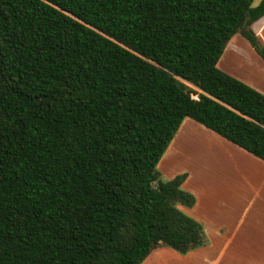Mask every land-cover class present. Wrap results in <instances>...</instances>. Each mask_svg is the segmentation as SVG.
I'll use <instances>...</instances> for the list:
<instances>
[{
    "label": "trees",
    "instance_id": "16d2710c",
    "mask_svg": "<svg viewBox=\"0 0 264 264\" xmlns=\"http://www.w3.org/2000/svg\"><path fill=\"white\" fill-rule=\"evenodd\" d=\"M252 2L0 0V264L207 244L157 164L185 117L264 161V94L217 67L236 33L264 60Z\"/></svg>",
    "mask_w": 264,
    "mask_h": 264
},
{
    "label": "crops",
    "instance_id": "0c3cea01",
    "mask_svg": "<svg viewBox=\"0 0 264 264\" xmlns=\"http://www.w3.org/2000/svg\"><path fill=\"white\" fill-rule=\"evenodd\" d=\"M251 28L264 46V15L254 21ZM217 67L264 94V60L241 34H234L226 43L217 61ZM188 121V117L182 120L166 149L170 152L171 147L177 145V152L170 154L167 152L163 162L164 170L169 171L176 163L181 165L184 151L196 155L203 151L201 160L197 158L195 160L202 161L211 169H222L224 174L233 177L235 183L246 186L252 195L235 224L218 225L216 222L212 226L203 220L202 211H198L206 205L213 206L212 198L205 196L199 201L195 198V208L189 213L191 217L203 223L201 224L207 244L185 254L168 246H158L150 251L142 264H264V161L197 124L196 121H189L190 126L195 125L203 132L185 128ZM202 145H206L207 148L204 149ZM206 151L205 158L208 160L203 161L202 157ZM186 173L182 188L190 184L189 173Z\"/></svg>",
    "mask_w": 264,
    "mask_h": 264
},
{
    "label": "rangeland",
    "instance_id": "374dc122",
    "mask_svg": "<svg viewBox=\"0 0 264 264\" xmlns=\"http://www.w3.org/2000/svg\"><path fill=\"white\" fill-rule=\"evenodd\" d=\"M261 0H253L252 5H257ZM189 87L199 91L196 87L191 85L190 83L185 82ZM192 96H196L192 94ZM190 122H195L193 119L189 118ZM185 126L189 130H198L203 132L202 130L198 129L195 125H191L189 123ZM199 124V123H197ZM199 128L202 129L199 125ZM203 126V125H201ZM209 142V141H207ZM204 149L207 148L206 145H202ZM169 151L164 152V156L161 157L159 163L157 164V169L160 173V177L162 180H167L173 177L176 174L188 172L190 177V184L188 186H184V188L190 191L196 198L197 201L201 197H211L212 203L214 205H206L203 209H199L198 211H202L201 215L203 220L209 223L210 226L216 223L219 224H227L230 223L235 224L238 217L241 216L242 211L250 197L252 195L246 186L242 183H235L233 177L227 176L224 174V171L219 168V170H214L209 168V166H205L202 161H197L195 158L201 160L200 156L202 155L203 151H199L200 155L193 154L192 152L184 151L182 155V163L179 165L177 159L174 160L176 163L174 166H171L169 171L164 170L163 162L166 158V154ZM177 152V145H173L170 149V153ZM207 151L203 154L202 160L207 161L208 159L205 158ZM169 158V157H168ZM184 165V166H182ZM163 170V171H162ZM198 203V202H197ZM181 210L185 213L190 215L189 212L194 210L195 205L193 207H184L179 205L178 206ZM255 215V213H252ZM200 215V216H201ZM191 216V215H190ZM213 218L215 220H213ZM207 220V221H206ZM220 221H225L226 223H219ZM202 223V222H201ZM203 224V223H202Z\"/></svg>",
    "mask_w": 264,
    "mask_h": 264
},
{
    "label": "built area",
    "instance_id": "2783aa9c",
    "mask_svg": "<svg viewBox=\"0 0 264 264\" xmlns=\"http://www.w3.org/2000/svg\"><path fill=\"white\" fill-rule=\"evenodd\" d=\"M193 98L197 99V96H192Z\"/></svg>",
    "mask_w": 264,
    "mask_h": 264
}]
</instances>
